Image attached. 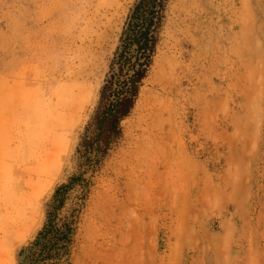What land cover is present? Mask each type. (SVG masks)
Returning a JSON list of instances; mask_svg holds the SVG:
<instances>
[{"label":"rangeland","instance_id":"1","mask_svg":"<svg viewBox=\"0 0 264 264\" xmlns=\"http://www.w3.org/2000/svg\"><path fill=\"white\" fill-rule=\"evenodd\" d=\"M137 0H0V264H18ZM71 264H264V0H169Z\"/></svg>","mask_w":264,"mask_h":264},{"label":"trees","instance_id":"2","mask_svg":"<svg viewBox=\"0 0 264 264\" xmlns=\"http://www.w3.org/2000/svg\"><path fill=\"white\" fill-rule=\"evenodd\" d=\"M169 0H137L127 16L119 46L100 91L98 106L76 151L77 167L46 204V218L18 264H71L82 212L133 113L157 53Z\"/></svg>","mask_w":264,"mask_h":264}]
</instances>
